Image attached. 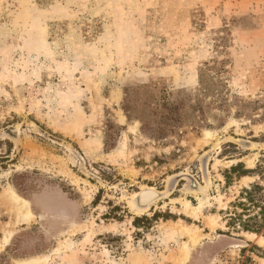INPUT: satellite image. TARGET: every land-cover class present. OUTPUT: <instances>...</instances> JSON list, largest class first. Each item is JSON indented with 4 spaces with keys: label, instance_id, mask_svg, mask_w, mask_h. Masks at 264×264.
<instances>
[{
    "label": "rangeland",
    "instance_id": "rangeland-1",
    "mask_svg": "<svg viewBox=\"0 0 264 264\" xmlns=\"http://www.w3.org/2000/svg\"><path fill=\"white\" fill-rule=\"evenodd\" d=\"M262 157L264 0H0V264H262Z\"/></svg>",
    "mask_w": 264,
    "mask_h": 264
},
{
    "label": "trees",
    "instance_id": "trees-1",
    "mask_svg": "<svg viewBox=\"0 0 264 264\" xmlns=\"http://www.w3.org/2000/svg\"><path fill=\"white\" fill-rule=\"evenodd\" d=\"M223 177L226 188L233 183L234 179L240 181L243 178H250L252 182L242 186L226 208L219 212L226 231L219 230L218 234L230 237L238 234H251L264 240V157L260 158L252 169H246L242 163L231 166L224 171ZM96 202L97 197L94 200V203ZM155 217L157 214L150 219L144 216L135 217L132 225L136 230L140 228L147 230ZM120 218V214L113 216V219L119 220ZM1 258L5 257L2 255ZM247 261L251 262L249 258Z\"/></svg>",
    "mask_w": 264,
    "mask_h": 264
},
{
    "label": "crops",
    "instance_id": "crops-1",
    "mask_svg": "<svg viewBox=\"0 0 264 264\" xmlns=\"http://www.w3.org/2000/svg\"><path fill=\"white\" fill-rule=\"evenodd\" d=\"M148 191L149 192H155L153 190H148ZM141 192L137 193L135 195V197L133 198V204H136L137 206L141 207V208L137 207L138 210H145L149 205H151L153 202H155L157 199H159V198H154L151 194H147V195L141 194ZM155 193H157V192H155Z\"/></svg>",
    "mask_w": 264,
    "mask_h": 264
},
{
    "label": "bare ground",
    "instance_id": "bare-ground-1",
    "mask_svg": "<svg viewBox=\"0 0 264 264\" xmlns=\"http://www.w3.org/2000/svg\"><path fill=\"white\" fill-rule=\"evenodd\" d=\"M14 198V197H13ZM16 199V198H15ZM16 204H17V208H18V212L20 213V214H22V216H26V209H25V206L21 203V202H16ZM29 214V213H28ZM28 217V216H27ZM184 232H186V231H184ZM187 233V232H186ZM194 239V238H193ZM196 239H194V241H195ZM33 261V260H32ZM264 263V262H263ZM262 263V264H263Z\"/></svg>",
    "mask_w": 264,
    "mask_h": 264
},
{
    "label": "water",
    "instance_id": "water-1",
    "mask_svg": "<svg viewBox=\"0 0 264 264\" xmlns=\"http://www.w3.org/2000/svg\"><path fill=\"white\" fill-rule=\"evenodd\" d=\"M149 191L148 190H143L142 192H141V194H145V193H148ZM153 193H155V192H153ZM158 197H156V196H153L154 198H160V195L159 194H157V193H155ZM147 195V194H146ZM142 197V196H141ZM135 206H136V208L137 207H139V208H141L140 206H137L136 204H134Z\"/></svg>",
    "mask_w": 264,
    "mask_h": 264
}]
</instances>
